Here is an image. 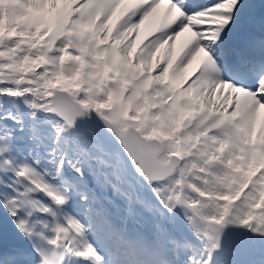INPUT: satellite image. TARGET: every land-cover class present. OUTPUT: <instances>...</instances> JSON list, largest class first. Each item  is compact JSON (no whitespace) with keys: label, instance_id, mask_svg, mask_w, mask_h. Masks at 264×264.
<instances>
[{"label":"snow or ice","instance_id":"snow-or-ice-1","mask_svg":"<svg viewBox=\"0 0 264 264\" xmlns=\"http://www.w3.org/2000/svg\"><path fill=\"white\" fill-rule=\"evenodd\" d=\"M0 264H264V0H0Z\"/></svg>","mask_w":264,"mask_h":264},{"label":"bare ground","instance_id":"bare-ground-1","mask_svg":"<svg viewBox=\"0 0 264 264\" xmlns=\"http://www.w3.org/2000/svg\"><path fill=\"white\" fill-rule=\"evenodd\" d=\"M146 31V30H145ZM143 34V33H142ZM184 38H182V41H183ZM178 47H179V44H178Z\"/></svg>","mask_w":264,"mask_h":264}]
</instances>
